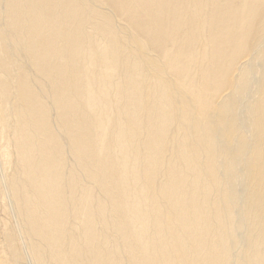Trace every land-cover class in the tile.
Instances as JSON below:
<instances>
[{
    "label": "bare ground",
    "instance_id": "6f19581e",
    "mask_svg": "<svg viewBox=\"0 0 264 264\" xmlns=\"http://www.w3.org/2000/svg\"><path fill=\"white\" fill-rule=\"evenodd\" d=\"M0 264H264V0H0Z\"/></svg>",
    "mask_w": 264,
    "mask_h": 264
},
{
    "label": "rangeland",
    "instance_id": "374dc122",
    "mask_svg": "<svg viewBox=\"0 0 264 264\" xmlns=\"http://www.w3.org/2000/svg\"><path fill=\"white\" fill-rule=\"evenodd\" d=\"M0 212H1V214H3V210L2 209L0 210Z\"/></svg>",
    "mask_w": 264,
    "mask_h": 264
}]
</instances>
